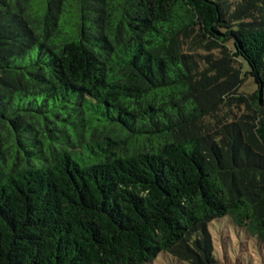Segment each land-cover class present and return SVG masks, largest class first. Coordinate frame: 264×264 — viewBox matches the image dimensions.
Listing matches in <instances>:
<instances>
[{
    "label": "trees",
    "instance_id": "trees-1",
    "mask_svg": "<svg viewBox=\"0 0 264 264\" xmlns=\"http://www.w3.org/2000/svg\"><path fill=\"white\" fill-rule=\"evenodd\" d=\"M222 218L264 248V0H0V264H216Z\"/></svg>",
    "mask_w": 264,
    "mask_h": 264
},
{
    "label": "rangeland",
    "instance_id": "rangeland-1",
    "mask_svg": "<svg viewBox=\"0 0 264 264\" xmlns=\"http://www.w3.org/2000/svg\"><path fill=\"white\" fill-rule=\"evenodd\" d=\"M251 82L245 81L241 90L251 92ZM212 235L213 256L216 264H264V248L237 232L227 218L213 221L209 226ZM152 264H178L168 254L161 253Z\"/></svg>",
    "mask_w": 264,
    "mask_h": 264
}]
</instances>
